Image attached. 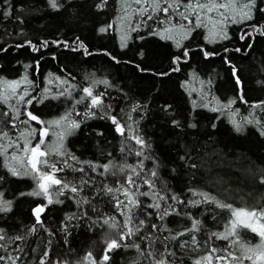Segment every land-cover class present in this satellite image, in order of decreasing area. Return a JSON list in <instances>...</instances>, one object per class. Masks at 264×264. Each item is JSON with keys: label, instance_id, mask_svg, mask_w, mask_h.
<instances>
[{"label": "trees", "instance_id": "16d2710c", "mask_svg": "<svg viewBox=\"0 0 264 264\" xmlns=\"http://www.w3.org/2000/svg\"><path fill=\"white\" fill-rule=\"evenodd\" d=\"M57 2L60 7L53 9L48 0H0V80H21L27 76L31 84L21 88L27 87L30 95L26 99H33L26 107L15 100L0 103V131H7L16 141L28 127L21 123L27 118L24 112L31 111L43 121L59 119L71 112V118L80 127L68 134L64 148L80 162L69 160L68 163L84 168V172L65 168L58 176L73 181L82 191L78 194L66 191L59 196L62 203L49 205L41 214L43 227L37 225V230L26 240L12 242L10 238L24 235L35 224L32 210L46 200L21 195L31 192L35 181L11 176L4 167L5 159L0 157V177H3L0 192L5 200L12 201V211L0 213V229L7 234L0 241L6 251L0 249V255H19L17 264H38L47 251L48 264H90L84 258L91 252L99 261L105 238L121 230L109 228L103 220L113 217L114 222L122 225L125 219L115 207L114 199V196L121 200L124 197L103 189L119 188L125 179L119 168L136 165L142 159L135 154L141 151L140 145L130 138L135 134L149 145L143 152L153 159L143 161L144 174L157 169V189L166 185L185 201L202 199L191 195L189 189H193L234 207H264V135H261L264 35L253 30L254 26L264 25V11L254 10L250 21L228 22L225 25L228 39L217 38L215 43H210L205 38L208 30L199 28L177 48L174 40L162 39L158 34L168 26L162 13H152L153 19L148 20L147 14H135L138 6L133 4L128 18L122 21L120 17L125 13L121 0ZM257 6L264 9V2L257 0ZM176 21L173 17L172 23ZM110 24L112 27L108 28ZM101 28L107 31L101 32ZM246 32H251V37L241 40L240 36ZM122 36L126 37L123 42L126 46H122ZM185 50L187 57L183 55ZM205 52L212 55L206 57ZM176 57H180L178 64L173 63ZM105 80L108 84L102 83ZM85 87H91L94 94H102L103 109L90 108L89 100L77 103ZM232 100L235 103L225 107ZM9 105L22 113L14 121L15 128L11 126L15 112ZM113 116L125 126V135L115 130L110 119ZM233 119L242 125V131H236ZM248 120L252 123H247ZM173 121H178L179 126ZM31 127L39 129L41 125L31 122ZM54 136L50 134L48 141ZM88 162L97 166L109 164V171L97 167L93 172ZM62 166V163L58 165ZM81 178L89 183L81 185ZM141 190L147 191V187ZM85 199L89 203H83ZM140 201L141 207L134 216L146 219L145 213H153L148 222L166 227L172 233L190 227L187 214L199 219L201 227L195 235L202 245L211 233L225 232L230 220V213L214 204L193 207L169 201L180 215L159 221L155 211L145 207L152 201L147 197H140ZM69 216L74 218L69 220ZM238 231L239 240L246 246L261 243L260 237L250 230ZM155 235L161 242L154 247L162 250L163 243H168L177 253L169 258L173 264H193L197 256L207 251V247H202L201 253L191 247L178 248V241L163 240L170 235L166 231ZM190 235L180 240H188L191 245ZM233 239L236 238L226 241L213 238L208 243L241 256L244 249L240 244L233 245ZM125 243H138L144 249L148 242L133 237ZM18 248L23 251H17ZM150 250L146 249L142 256L135 248H121L110 253L108 264H151L147 256ZM243 264L251 262L244 260Z\"/></svg>", "mask_w": 264, "mask_h": 264}, {"label": "snow or ice", "instance_id": "6c2138e0", "mask_svg": "<svg viewBox=\"0 0 264 264\" xmlns=\"http://www.w3.org/2000/svg\"><path fill=\"white\" fill-rule=\"evenodd\" d=\"M104 3L107 0H103ZM264 2V0H262ZM48 3L53 9H58L60 5L57 0H48ZM122 11L124 16L120 17V20L128 18L132 5L138 6L135 9L136 15L147 14V19H153L152 13H162L167 21L168 26L158 33L162 39L174 40L176 47L182 46V40L187 39L192 32L199 28H205L208 30V35L205 37L210 43H215L218 39H228L225 25L228 22L243 23L253 19L254 10L264 11V9H258L257 0H121ZM151 9V12H149ZM8 13H5L7 15ZM173 17L177 18L176 23H172ZM110 24L108 28H111ZM254 31L264 35V25L254 26ZM101 32L107 31L106 28H101ZM251 32H246L240 36L241 40L250 38ZM179 37V39L177 38ZM126 37L122 36V46H126L123 42ZM250 46V45H249ZM240 51L239 49H236ZM183 55L187 57V50ZM207 57L212 55L205 52ZM180 57H176L173 63L178 64ZM175 70H179L176 68ZM233 75L235 76V69H233ZM237 84L240 83L239 79L236 80ZM102 83L108 84V81ZM31 81H28L27 76L21 80H0V103L8 104L10 100H15L16 104H23L25 107L33 103V99H26L29 91L27 87L21 88L22 85H30ZM45 91H48L47 89ZM84 95L77 101L80 103L84 100H89L90 108L103 109L104 102L102 94H94L91 87L83 88ZM64 93H61L63 95ZM241 99L243 97L241 96ZM235 103L234 100L229 101L225 107H230ZM12 107L15 115L11 117V126L16 127L15 120H19L21 111L14 105ZM208 105H204L207 107ZM253 107H260V105H253ZM136 109L134 108L133 111ZM212 111H217L216 108H212ZM95 115V113H90ZM4 115H8L7 112ZM26 115V119L21 123L28 126L25 131H21L16 141H13L9 137L7 131H0V157L5 159L4 167L7 168L8 173L18 179L31 178L35 181V188L28 193H21V195H28L33 197H43L46 200L45 204L37 205L33 210V216L35 218V224L27 230L24 235H17L10 238L12 242L24 241L27 236L34 233L37 230V225L43 227V221L41 220V214L48 208L49 205L62 203L59 196L65 195V192L72 194H78L82 191V188L73 181L62 178L57 174L63 172L65 168L71 169L73 172H84V168H75L68 163L69 160L78 161V158L67 152L64 148V139L67 134H70L72 130L80 127V123L73 120L72 113H66L59 119L51 121L40 120L37 115H34L31 111L23 113ZM89 115V113H85ZM112 123L116 126L115 130L121 135H125V126L121 125L116 117H110ZM31 122L41 125L39 129L31 127ZM232 123L237 132L242 131V125L237 123L235 119ZM247 123H252L248 120ZM259 123V121H257ZM175 126H179L178 121H173ZM195 127V125H190ZM53 129H60L53 132ZM56 136V142L53 144L48 141L49 135ZM261 135H264V130L261 131ZM37 136L39 137L37 139ZM135 141L137 145H140L141 151H137L135 154L142 159L136 165H124L119 168L120 173L125 174L123 184L119 188H112L105 186L104 191L107 193H120L124 197L121 200L118 196H114L116 201L115 207L120 212L121 216L125 219L122 225H118L114 222L113 217H109L103 220V223L108 225L111 229H121L115 232L114 236L105 238V248L103 249V255L99 261H97L91 252L85 256V261L90 264H108L111 260L110 253L121 249L132 247L135 248L142 256L145 254L146 249L147 256L151 261V264H173L170 257H176L177 253L169 246L168 243H163L162 250L154 247L157 243L161 242V238L155 233L160 231L169 232L170 235L163 237L164 241H178L176 245L178 248L191 247L193 251H200L202 247H207V251L200 256H197L193 260V264H243L244 260H248L251 264H264V207L260 209L246 208V207H234L231 203H226L222 200H218L214 196H210L205 192H198L193 189H189V192L193 197L199 196L202 199L185 201L181 199L176 193L171 192L166 185H163L160 189H157V180H159V173L156 168L150 170V172L144 174V160L153 159L151 156L144 155L143 149L149 147L145 140L138 134L130 137ZM7 140V143L4 141ZM35 141V143H33ZM9 149H12L9 153ZM51 157H58L61 159H50ZM67 157V159H63ZM184 160V157H180ZM63 164L62 167H58L59 164ZM89 167L93 172L97 167H102L104 172L109 171V164L97 166L88 162ZM158 167V166H157ZM196 167V165H191ZM3 177H0L2 180ZM89 181L80 179V184H88ZM147 187V191H142L143 187ZM3 192H0V213H8L12 211V201L5 200L3 198ZM140 197H147L151 200V203L145 205L147 208H151L155 211L156 219L159 221H165V219L173 214L180 215L175 207H173L169 201H173L176 204L185 205L191 204L193 207H199L201 204H214L216 208L226 210L230 213V220L226 226L225 232L216 233L213 232L209 235L208 240L202 245L197 239L195 233L200 231L201 221L193 218L190 214L188 218L191 220L190 227L183 229L182 231L172 233L170 229L161 227L156 223H149L148 220L152 217L153 213H145L146 219H138L134 216L136 209L141 207ZM83 203H89L87 199L83 200ZM85 215H87L85 213ZM73 216L67 217V219H73ZM110 221H113L110 223ZM147 229V231H145ZM239 229L250 230L260 237L261 243L255 246H246L239 240ZM51 234V233H50ZM191 234V235H190ZM6 233L3 229H0V241L6 239ZM191 245L188 240L181 241L180 237L189 236ZM133 237H139L140 240L146 241L145 248L142 249L138 243L127 244L126 241L132 240ZM230 237H235L232 240V244H240L244 249L241 256H236L233 252L227 248H217L215 246H209V241L213 238L217 240H228ZM0 249H4V245L0 244ZM6 251V249H4ZM17 251H23V249H17ZM49 253L44 252L43 257L39 260L38 264H48ZM20 260V256L0 255V261H4L5 264H17Z\"/></svg>", "mask_w": 264, "mask_h": 264}, {"label": "rangeland", "instance_id": "374dc122", "mask_svg": "<svg viewBox=\"0 0 264 264\" xmlns=\"http://www.w3.org/2000/svg\"><path fill=\"white\" fill-rule=\"evenodd\" d=\"M67 140H68V134L65 136V139H64V146L65 145H67ZM51 142L54 144L55 142H56V138H55V136L52 138V140H51ZM58 175V174H57ZM246 208H249V209H251V208H256V209H260V207L259 206H252V205H244ZM240 207H242V206H240ZM239 230H242V229H239ZM244 230V229H243ZM245 232H246V230H244ZM204 250H202V252H203ZM200 253H201V251H200Z\"/></svg>", "mask_w": 264, "mask_h": 264}, {"label": "bare ground", "instance_id": "6f19581e", "mask_svg": "<svg viewBox=\"0 0 264 264\" xmlns=\"http://www.w3.org/2000/svg\"><path fill=\"white\" fill-rule=\"evenodd\" d=\"M241 96V95H240ZM259 115V114H258ZM1 244V243H0Z\"/></svg>", "mask_w": 264, "mask_h": 264}]
</instances>
